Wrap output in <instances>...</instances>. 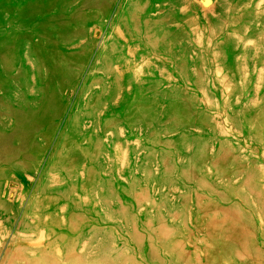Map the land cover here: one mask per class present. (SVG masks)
<instances>
[{"label": "rangeland", "instance_id": "obj_1", "mask_svg": "<svg viewBox=\"0 0 264 264\" xmlns=\"http://www.w3.org/2000/svg\"><path fill=\"white\" fill-rule=\"evenodd\" d=\"M0 264H264V0H0Z\"/></svg>", "mask_w": 264, "mask_h": 264}, {"label": "water", "instance_id": "obj_2", "mask_svg": "<svg viewBox=\"0 0 264 264\" xmlns=\"http://www.w3.org/2000/svg\"><path fill=\"white\" fill-rule=\"evenodd\" d=\"M205 4H207V2H205Z\"/></svg>", "mask_w": 264, "mask_h": 264}]
</instances>
